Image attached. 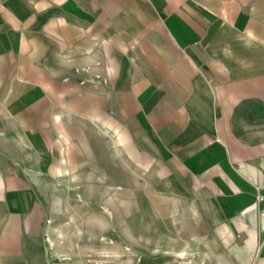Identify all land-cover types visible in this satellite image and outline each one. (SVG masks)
<instances>
[{
  "label": "crops",
  "instance_id": "obj_1",
  "mask_svg": "<svg viewBox=\"0 0 264 264\" xmlns=\"http://www.w3.org/2000/svg\"><path fill=\"white\" fill-rule=\"evenodd\" d=\"M88 123L156 176L201 264H264V0H0V264H57L41 191Z\"/></svg>",
  "mask_w": 264,
  "mask_h": 264
},
{
  "label": "rangeland",
  "instance_id": "obj_2",
  "mask_svg": "<svg viewBox=\"0 0 264 264\" xmlns=\"http://www.w3.org/2000/svg\"><path fill=\"white\" fill-rule=\"evenodd\" d=\"M89 124L65 128L57 171L41 191L56 263L201 264V240L184 238L191 228L156 191V176L110 128Z\"/></svg>",
  "mask_w": 264,
  "mask_h": 264
},
{
  "label": "built area",
  "instance_id": "obj_3",
  "mask_svg": "<svg viewBox=\"0 0 264 264\" xmlns=\"http://www.w3.org/2000/svg\"><path fill=\"white\" fill-rule=\"evenodd\" d=\"M255 188V207L259 209V206L264 203V187L254 186ZM260 212L264 214V209H260Z\"/></svg>",
  "mask_w": 264,
  "mask_h": 264
}]
</instances>
